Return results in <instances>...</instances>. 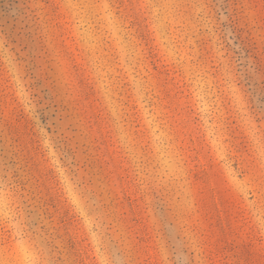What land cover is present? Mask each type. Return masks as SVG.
Wrapping results in <instances>:
<instances>
[{
  "label": "rangeland",
  "instance_id": "rangeland-1",
  "mask_svg": "<svg viewBox=\"0 0 264 264\" xmlns=\"http://www.w3.org/2000/svg\"><path fill=\"white\" fill-rule=\"evenodd\" d=\"M0 149V264H264V0H0Z\"/></svg>",
  "mask_w": 264,
  "mask_h": 264
},
{
  "label": "trees",
  "instance_id": "trees-1",
  "mask_svg": "<svg viewBox=\"0 0 264 264\" xmlns=\"http://www.w3.org/2000/svg\"><path fill=\"white\" fill-rule=\"evenodd\" d=\"M7 10H8V8H7ZM239 11H241V9L239 10ZM43 119H47L46 117H43ZM35 132V131H34ZM34 132H32L31 134L33 135V134H35ZM20 140V137H18V138H14V141L15 142H18ZM36 143H33V147H29L28 145L27 146H25L26 147V149H28V150H32V149H39V147L37 146V148L34 146ZM3 154V151L0 149V162H1V157L3 156L2 155ZM3 163V162H2ZM7 169V168H6ZM84 170V171H83ZM88 169L87 168H82V171H83V179L85 180H87L88 181V184H90V185H92L93 183L91 182V178H90V175L91 174H87V173H85L86 171H87ZM88 178V179H87ZM19 185H21L22 186V188H24L25 186H26V183H27V181H26V179H24V178H22L21 180H19ZM136 222H139L138 221V219L136 220ZM74 246H75V243L73 244ZM248 254H249V251H248ZM250 255V254H249ZM151 259H149V262H152V257H150ZM151 260V261H150ZM153 263V262H152Z\"/></svg>",
  "mask_w": 264,
  "mask_h": 264
}]
</instances>
